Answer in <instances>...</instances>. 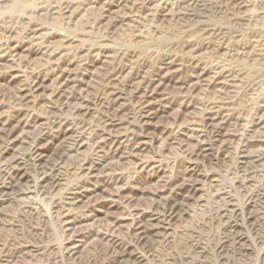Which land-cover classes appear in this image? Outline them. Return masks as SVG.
Here are the masks:
<instances>
[{
	"label": "rangeland",
	"instance_id": "obj_1",
	"mask_svg": "<svg viewBox=\"0 0 264 264\" xmlns=\"http://www.w3.org/2000/svg\"><path fill=\"white\" fill-rule=\"evenodd\" d=\"M0 264H264V0H0Z\"/></svg>",
	"mask_w": 264,
	"mask_h": 264
},
{
	"label": "bare ground",
	"instance_id": "obj_2",
	"mask_svg": "<svg viewBox=\"0 0 264 264\" xmlns=\"http://www.w3.org/2000/svg\"><path fill=\"white\" fill-rule=\"evenodd\" d=\"M37 89H39V87H38V86H35V87H34V85H33V86L31 87L30 91H31V92H34V93H37V91H38ZM33 90H34V91H33Z\"/></svg>",
	"mask_w": 264,
	"mask_h": 264
}]
</instances>
